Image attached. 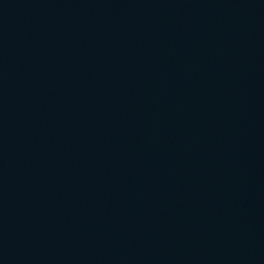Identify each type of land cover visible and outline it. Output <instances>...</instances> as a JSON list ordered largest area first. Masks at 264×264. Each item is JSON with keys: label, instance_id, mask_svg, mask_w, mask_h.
Listing matches in <instances>:
<instances>
[{"label": "water", "instance_id": "95a60500", "mask_svg": "<svg viewBox=\"0 0 264 264\" xmlns=\"http://www.w3.org/2000/svg\"><path fill=\"white\" fill-rule=\"evenodd\" d=\"M0 264H264V0H0Z\"/></svg>", "mask_w": 264, "mask_h": 264}]
</instances>
